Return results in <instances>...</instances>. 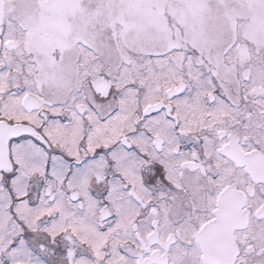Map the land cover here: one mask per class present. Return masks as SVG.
Returning a JSON list of instances; mask_svg holds the SVG:
<instances>
[{
	"label": "snow or ice",
	"instance_id": "6c2138e0",
	"mask_svg": "<svg viewBox=\"0 0 264 264\" xmlns=\"http://www.w3.org/2000/svg\"><path fill=\"white\" fill-rule=\"evenodd\" d=\"M0 264H264V0H0Z\"/></svg>",
	"mask_w": 264,
	"mask_h": 264
}]
</instances>
